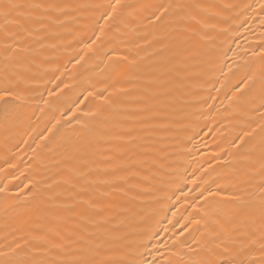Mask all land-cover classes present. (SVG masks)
I'll use <instances>...</instances> for the list:
<instances>
[{"label":"bare ground","instance_id":"6f19581e","mask_svg":"<svg viewBox=\"0 0 264 264\" xmlns=\"http://www.w3.org/2000/svg\"><path fill=\"white\" fill-rule=\"evenodd\" d=\"M0 264H264V0H0Z\"/></svg>","mask_w":264,"mask_h":264}]
</instances>
